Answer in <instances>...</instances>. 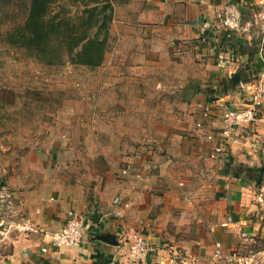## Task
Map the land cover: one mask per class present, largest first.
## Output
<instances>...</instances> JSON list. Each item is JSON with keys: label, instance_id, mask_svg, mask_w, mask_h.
Returning a JSON list of instances; mask_svg holds the SVG:
<instances>
[{"label": "crops", "instance_id": "crops-1", "mask_svg": "<svg viewBox=\"0 0 264 264\" xmlns=\"http://www.w3.org/2000/svg\"><path fill=\"white\" fill-rule=\"evenodd\" d=\"M114 1L115 18L119 1L130 23L129 33L123 34L134 47L146 43L152 51L176 50L186 60L193 58L192 68L206 67L202 80L210 88L198 89L187 99L175 124H153L147 146L134 143L132 150L124 151L119 145L112 159L104 148V156L93 160L97 149L89 145L91 139L85 144L90 149L85 163L73 167L72 161H60L34 195L26 194L35 226L8 264H131L129 244L135 233L160 247L145 264L168 262L179 250L201 258L206 254L203 246L210 243L208 227L217 237L228 231L238 238H243L241 232H247V238L264 236V220L252 200L256 180L249 176L255 170L264 172V111L238 128L228 152L211 155L222 141L223 111L243 108L251 99L236 68L246 61L247 83L253 67L264 70V44L257 47L249 36L246 46L245 40L229 38L232 32L223 19L227 10L243 19L255 11L264 15V0ZM254 48L260 53L254 54ZM209 104L210 114L204 117ZM210 133L216 138L209 140ZM116 198L120 202L115 203ZM71 209L85 213L90 227L80 246L53 248L51 235L66 223ZM230 216L233 222H228ZM43 246L48 249L42 251Z\"/></svg>", "mask_w": 264, "mask_h": 264}, {"label": "rangeland", "instance_id": "rangeland-1", "mask_svg": "<svg viewBox=\"0 0 264 264\" xmlns=\"http://www.w3.org/2000/svg\"><path fill=\"white\" fill-rule=\"evenodd\" d=\"M116 3L106 58L100 66L90 67L70 62L67 55L48 63L12 43L9 31L24 21L30 1L0 0V264L14 258L15 247L35 226L26 194L34 195L41 181L59 169L60 161L66 165L72 161L73 167L85 163L90 155L85 144L91 139L94 143L89 145L97 149L93 160L104 156V148L112 159L119 145L124 151L132 150L134 143L147 146L153 124L179 121V111L195 85L197 91L189 100L198 89L210 88L202 80L206 67L192 68L193 58L186 60L176 50L152 51L146 43L134 47L123 34L129 33L130 23ZM77 5L60 0L55 11L67 8L75 15L81 8ZM257 12L247 19L240 17V26L248 30H231L229 38L245 40L246 46L249 36L254 45L264 44V15ZM257 49L254 54L260 53ZM253 68L249 80L258 83L264 70ZM236 70L247 84L246 61ZM96 129L99 132L94 133ZM253 184L254 210L264 220V179L263 186ZM208 229L210 243L203 246V258L179 250L163 264H233L214 259L215 239L226 251L235 247L243 257L235 264H264V236L244 239L228 231L217 237Z\"/></svg>", "mask_w": 264, "mask_h": 264}, {"label": "trees", "instance_id": "trees-1", "mask_svg": "<svg viewBox=\"0 0 264 264\" xmlns=\"http://www.w3.org/2000/svg\"><path fill=\"white\" fill-rule=\"evenodd\" d=\"M28 15L9 31L12 43L30 55L55 63L67 55L70 62L100 66L107 54L109 34L115 19L113 0H69L81 7L73 15L67 8L55 11L60 0H29ZM257 186H262L263 171H253Z\"/></svg>", "mask_w": 264, "mask_h": 264}, {"label": "built area", "instance_id": "built-area-1", "mask_svg": "<svg viewBox=\"0 0 264 264\" xmlns=\"http://www.w3.org/2000/svg\"><path fill=\"white\" fill-rule=\"evenodd\" d=\"M240 15L234 11L227 10L223 19L225 28L229 30H248V27H242L239 24ZM251 99L247 105L243 108L228 107L222 113L223 130L221 133V142L216 144L212 150L211 155L217 157L220 154L228 152V145L235 140L237 130L240 126L251 124L253 120H256L259 115L264 111V79L261 78L260 82L251 81L243 85ZM211 105L204 107V117H208L210 114ZM198 127L202 128V122H198ZM216 138V134L210 133L208 139L212 140ZM127 170L124 172L126 173ZM120 202L119 198L115 199V203ZM68 217L66 223L58 230L54 231L49 240V245L53 248H71L80 246L83 240L85 230L90 227V219L85 213L76 209H71L67 212ZM228 222H233V216L229 217ZM226 222L225 224H228ZM249 234L247 232H241V237L247 238ZM47 246L42 247V251H46ZM160 247L157 244L149 242L145 235L135 233L130 240L129 255L131 258V264H145L147 258L153 254H157ZM232 249L226 251L220 241L216 242L214 250V259L217 262L224 261L235 264L237 261H243V257ZM178 254V253H177ZM188 256V255H187ZM190 256V255H189Z\"/></svg>", "mask_w": 264, "mask_h": 264}, {"label": "water", "instance_id": "water-1", "mask_svg": "<svg viewBox=\"0 0 264 264\" xmlns=\"http://www.w3.org/2000/svg\"><path fill=\"white\" fill-rule=\"evenodd\" d=\"M234 80L237 82V81H239V77L238 76H235L234 77ZM197 91V86L195 85L193 88H192V90H190L189 92H190V94H188V96L186 97L187 99H190L194 94H195V92Z\"/></svg>", "mask_w": 264, "mask_h": 264}]
</instances>
